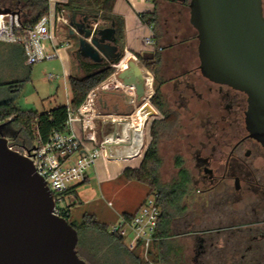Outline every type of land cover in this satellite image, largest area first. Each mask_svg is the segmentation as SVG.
Returning <instances> with one entry per match:
<instances>
[{"label":"flooded vegetation","instance_id":"obj_1","mask_svg":"<svg viewBox=\"0 0 264 264\" xmlns=\"http://www.w3.org/2000/svg\"><path fill=\"white\" fill-rule=\"evenodd\" d=\"M261 12L264 17V0ZM180 62L173 57L164 65L172 70ZM155 83L163 104L175 116L155 109L153 120L161 123L160 139L176 133L175 174L169 183L187 181L169 239L191 242L187 250L178 244L169 253L168 264H264V146L246 130L247 96L201 74L194 78L191 72L174 73ZM166 123L169 131L163 127ZM1 132L10 134L12 144L13 129L6 125Z\"/></svg>","mask_w":264,"mask_h":264},{"label":"water","instance_id":"obj_2","mask_svg":"<svg viewBox=\"0 0 264 264\" xmlns=\"http://www.w3.org/2000/svg\"><path fill=\"white\" fill-rule=\"evenodd\" d=\"M188 2L189 24L196 31L198 70L209 81L247 96L245 125L264 146V17L261 0H177ZM12 13L0 7V15ZM97 18L71 13L78 33L76 55L94 64L120 57L115 30L97 27ZM70 35H75L73 31ZM123 85L144 96V74L133 60L119 72ZM148 118L157 116L147 104ZM129 122V120H122ZM0 124V264H86L77 254V231L54 213V198L31 160L10 148ZM117 135L114 131L113 136ZM108 149V146L106 147Z\"/></svg>","mask_w":264,"mask_h":264},{"label":"built area","instance_id":"obj_3","mask_svg":"<svg viewBox=\"0 0 264 264\" xmlns=\"http://www.w3.org/2000/svg\"><path fill=\"white\" fill-rule=\"evenodd\" d=\"M70 21L71 13L65 8L49 10L45 16L33 24L25 23L17 12L1 14L0 43L20 46L24 54L25 64L31 66L58 56V47L63 45V41L59 37L60 28L65 27L69 32L73 31L75 36H78ZM98 26L99 21L92 25V34ZM143 41L146 46H153L156 52L162 50L155 44L152 36L144 38ZM43 42H47V47L42 45ZM129 60H133L138 64L143 74H148L151 77V94L148 98L150 100L154 95L152 74L136 56L124 53L118 63L111 65L113 73L88 92L84 102L76 112L69 108V104L66 105L67 119L64 131L53 132L46 142H42L38 138L30 149L21 148V154L31 160L36 172L44 179L51 191L55 203L54 213L57 216L63 215L66 211L59 206L63 203V195L74 184L85 180L87 168L93 166L98 158L104 157L109 160L124 161L134 160L141 158L146 149L143 134V140L139 144L136 154L124 156L125 153L120 152L121 156L115 157L118 155L117 151L120 147L130 145L123 142L122 129L119 132L116 131L117 135L115 137L113 134H109L106 137L104 135L102 137L98 136V129L100 128L98 121H101L104 126L108 116L100 112L97 100L102 93L107 91L123 92L120 88V85L123 84L117 76L119 72L127 69ZM57 77L48 75L47 78L48 80H53ZM111 121L114 122V120ZM147 121L148 119L145 125ZM75 124L79 127L80 135L77 134L74 128ZM88 143L92 145L90 149L86 147ZM107 146L108 149L106 148ZM10 148L13 149L11 146ZM75 154L78 155L75 162L65 165ZM157 200V193L149 194L129 220L122 217L118 226H113L109 229L110 233L119 235L123 228L129 230L132 237L126 243V248L134 252L141 249L145 257L149 255L153 244L159 241V238L156 237L160 218Z\"/></svg>","mask_w":264,"mask_h":264},{"label":"trees","instance_id":"obj_4","mask_svg":"<svg viewBox=\"0 0 264 264\" xmlns=\"http://www.w3.org/2000/svg\"><path fill=\"white\" fill-rule=\"evenodd\" d=\"M48 1L49 0H0V7L7 8L12 12H17L25 23L33 24L48 13ZM115 2L116 0H69L66 3H57L55 5L56 10L65 8L70 11V13L82 11L89 16L96 17L100 22L99 27H110L113 25L115 30V43L118 45L120 52V57L111 62L89 64L90 71L84 77L70 76L68 78L70 90L69 108L73 112H76L82 105L91 89L106 80L113 73L111 65L118 63L124 54L122 45L123 20L113 13ZM183 5L188 7V2H184ZM155 18V10L141 16L142 21L147 22L149 25H153L155 23ZM137 57L153 76L154 95L150 98L149 102L157 111L166 117L171 116L175 119V116L163 104L159 88L155 83L159 78V52L155 53L151 59L147 60L142 58L140 55ZM24 82L25 80H18L0 84V88L6 87L13 96L9 100L0 102V124L8 123L7 126L13 129L14 141L19 139V145L21 148L30 149L38 138L42 142H46L53 132H62L65 130L67 107L56 106L48 112L40 114L32 111H21L17 109L15 107L14 100L19 94ZM160 124L161 123L156 120L153 121L150 128L151 142L144 150L139 166L137 168H125L121 172L120 176L124 180L135 181L146 185L149 189L148 195L151 193L158 194L157 202L160 209V218L158 228L156 230V237L159 238V241L154 243L153 246L157 247V249H165L166 252L164 255L168 251L166 256H164L168 262L169 253L173 254L175 250L173 246L171 247V245L165 241H169V238L174 235L173 223L178 210V201L180 194L183 193L182 190L186 189L185 184L187 181L184 180L181 184H179L176 180H173L169 184H164L160 179V168L163 163L158 149L160 139L158 132L162 129ZM163 127L167 131L171 129L170 123H166ZM72 189L73 186L65 193V195H69ZM131 216L132 215H124V218L129 220ZM60 217L66 219L69 223L68 219L70 215L68 211H65ZM71 226L77 231V235L80 232L83 234L85 233L83 237H85L89 231L101 234V236L111 242L115 257L120 258L125 255L131 259L130 262L132 264H142V262L134 256V251H129L126 246L123 245V238L117 233H110L108 227L97 221L93 215L85 214L82 216V220L79 225ZM88 235L93 236L92 234ZM79 242L80 237L78 235V242L76 246L77 254H80L82 251L83 254L86 255L85 251H89L88 246L86 244L82 245L84 246V251ZM159 255L162 254L160 253ZM160 258L162 259V257Z\"/></svg>","mask_w":264,"mask_h":264},{"label":"rangeland","instance_id":"obj_5","mask_svg":"<svg viewBox=\"0 0 264 264\" xmlns=\"http://www.w3.org/2000/svg\"><path fill=\"white\" fill-rule=\"evenodd\" d=\"M51 1L52 0H50V2ZM52 6H54V3ZM186 12L189 18L188 7ZM65 29V27L60 28L59 34L63 39V35L68 38L64 39V47H60L58 50L62 48L61 52L62 50H65L67 53H70L73 47L76 52L78 37L75 35H69V31ZM192 32L195 36L196 33L193 28ZM68 42L69 44L71 43L72 47H65ZM195 44L196 40L194 46ZM42 45L47 47L48 44L47 42H43ZM145 51L142 53H145ZM61 57L62 56L50 60H44L42 62L28 66L25 64L24 57H22L18 48H13L10 50V48L0 45V84L5 82L25 80L19 91V94L14 100V104L17 109L21 111H32L40 114L48 112L56 106H66L69 104L70 90L68 80H63L62 78L48 80L47 78L48 75L60 77L62 76L63 71H65L66 75L69 76V64ZM12 97V93H10L9 89L6 87L0 88V102L9 100ZM149 97L150 96H148V98ZM148 98L146 100H142L138 106L143 108L147 104L151 105ZM140 114H142V112ZM153 120L154 117L149 118L145 126H142L141 121H137L135 124L134 128L137 132L136 135L140 137V143L143 140L144 134L145 145H147L146 141L149 140V125ZM175 135L176 133L174 134V131L168 132L163 134V137H161L162 139H160V147L163 153V163L160 168V179L164 183H169L175 174V170L173 169ZM19 141L20 140L17 139V141H13V143L9 146H12V148L15 150L21 151ZM77 157L74 155V158L71 160V162L66 163L65 165L72 164L75 162ZM116 166L117 165H115V167ZM115 167L112 164H106L102 158L97 159L95 161V165L87 168L85 172L87 180L83 183L81 182L74 184L71 193L69 195H63V203L59 206L68 211L70 215L68 219L69 224L77 226L81 223L83 215L90 214L93 215L97 221L105 224L108 227V230L113 226L115 227L119 225L120 217L117 216L118 208L125 202H128L129 204L130 201H127L129 198L127 199V196L125 195L116 196L117 194H115V189L119 187L117 183H106V181H102V176L104 174L112 173L115 170ZM120 179L122 180V178ZM138 186H140L139 188L141 190V195L146 197L149 193L148 187L143 184ZM89 232L87 235H85V237H83L85 233L83 234L80 232L78 234L80 237L79 244L81 246L86 244L89 248V251L86 252L84 246H82L86 255L83 254L82 251L80 254H78V256L86 264H132L130 262L131 259L125 255L120 258L115 257L111 242L101 236V234H96L95 232L93 233V231ZM88 234H92L93 236ZM120 235L123 236L122 238L124 246L132 237V234L126 228L121 230ZM165 242L169 243L171 246H173V248L179 244V246L181 245L187 250L191 240H181L176 238ZM165 252V249H157V247L152 246L150 249V254L147 257L143 255L141 249L135 251L134 256L137 257L142 262V264H168L167 260L164 258V256H166V254L164 255ZM160 253L162 255H159ZM160 257H162V259Z\"/></svg>","mask_w":264,"mask_h":264},{"label":"crops","instance_id":"obj_6","mask_svg":"<svg viewBox=\"0 0 264 264\" xmlns=\"http://www.w3.org/2000/svg\"><path fill=\"white\" fill-rule=\"evenodd\" d=\"M69 0H50L48 1L49 10H55V5L57 3H66ZM76 1V0H75ZM54 3V6L52 4ZM187 7L183 5L182 2H174L172 0H116L113 13L116 16H119L123 20V49L124 53H129L134 56L140 55L144 59H151L152 56L157 53L153 46H146L144 44V38L148 36H152L155 44L162 48V51L159 52L160 56V70H159V78L161 79H169L171 75L174 73L177 74H186L188 72L192 73V76L196 78L199 77L200 74L198 72V59L196 55V44L194 46V34L192 32V28L188 21V16L186 12ZM48 10V11H49ZM155 10L156 13V21L153 25L147 24V22L142 21L141 16L144 14H148ZM82 12V11H81ZM79 13V12H77ZM66 30V29H65ZM70 35V33H69ZM60 39L64 44L65 40L68 37L63 35ZM69 40V39H68ZM4 47L10 48H18L22 57L24 54L22 49L18 45L13 44H1ZM9 46V47H8ZM71 43H67L65 47H70ZM61 47H64L63 45ZM72 47V46H71ZM60 48V47H58ZM176 48H179L180 52L176 53ZM62 49V48H61ZM57 50V58L62 56L61 58L65 60L69 64V76L66 75L65 71H63L62 76H58L57 78H62L63 80H68L70 76L76 77H84L90 71L89 64H92L88 61L81 60L75 53L74 48L72 47V51L67 53L65 50ZM195 49V51H194ZM146 50V51H145ZM145 53H142L144 52ZM193 51V52H192ZM173 57H177L180 59L179 65L174 67L172 70H169L165 67V63L169 62ZM138 59V57H137ZM139 60V59H138ZM140 61V60H139ZM171 71L172 72L171 74ZM10 83V82H5ZM4 83V84H5ZM3 84V83H2ZM169 84L167 83L166 86ZM120 91H107L102 93L98 100V107L102 114L108 116L105 125L98 121L99 129L98 136L102 137L103 135L106 137L109 134H113L114 131L119 132V124L122 120H128L132 115L134 119V127L137 121H141L142 126H145V122L147 120L146 117L142 116L141 106H138L140 101L130 103L128 102V96ZM126 99V100H125ZM143 104V103H142ZM140 104V105H142ZM138 106V107H137ZM156 111V110H155ZM133 113V114H132ZM111 120H114L111 121ZM74 128L78 135H80L79 127L77 124L74 125ZM135 131V145L131 149H119L115 157L121 156L119 153L123 152L125 155L132 156L136 153L138 146L140 143V137L136 135ZM147 142V141H146ZM86 147L90 149L92 147L91 144H86ZM77 157L78 155L75 154ZM74 158V155L69 159V162ZM106 164H112L115 167V170L112 173L104 174L102 176V181L114 182L119 185L115 190L116 196L125 195L127 196V201L121 204L117 211V216L121 218L124 215H133L140 207L142 202L144 201V196L141 195L140 185L135 181H127L121 180V172L125 168H137L140 164L141 158H137L134 160H109L104 157H100ZM99 159V158H98ZM95 165V163H94ZM93 165V166H94ZM87 180V176L85 175V180ZM122 192V193H121ZM110 205V203H109ZM120 223V222H119Z\"/></svg>","mask_w":264,"mask_h":264},{"label":"bare ground","instance_id":"obj_7","mask_svg":"<svg viewBox=\"0 0 264 264\" xmlns=\"http://www.w3.org/2000/svg\"><path fill=\"white\" fill-rule=\"evenodd\" d=\"M150 80H151V77L148 74H144V83H143L144 96L141 98L140 102L142 100H146L148 98V96H150V94H151V84H150L151 82H150ZM120 87H121V90H123V92L125 94H127L129 102H131V103L136 102V94H135L136 85L128 84L125 86L120 85ZM144 108H145V106L141 110L142 116L148 118L147 114L144 112ZM121 129H122L121 132H122L123 140H124L123 142L129 143L130 145L120 147V149H131V148H133L135 145V128H134V119H133L132 115L129 118V122L120 121L119 130H121ZM113 147H115V146H113ZM124 156H125V154H124Z\"/></svg>","mask_w":264,"mask_h":264}]
</instances>
